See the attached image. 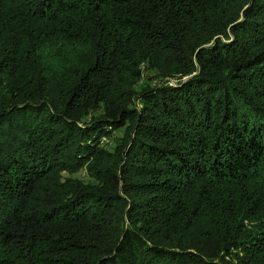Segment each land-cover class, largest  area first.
I'll list each match as a JSON object with an SVG mask.
<instances>
[{
    "label": "trees",
    "instance_id": "trees-1",
    "mask_svg": "<svg viewBox=\"0 0 264 264\" xmlns=\"http://www.w3.org/2000/svg\"><path fill=\"white\" fill-rule=\"evenodd\" d=\"M0 264H264V0H0Z\"/></svg>",
    "mask_w": 264,
    "mask_h": 264
},
{
    "label": "rangeland",
    "instance_id": "rangeland-1",
    "mask_svg": "<svg viewBox=\"0 0 264 264\" xmlns=\"http://www.w3.org/2000/svg\"><path fill=\"white\" fill-rule=\"evenodd\" d=\"M172 84H174V82H171ZM84 173H82V175H83ZM78 175V174H77ZM77 175H75V176H71V178H76V177H80V176H77ZM86 178V177H85Z\"/></svg>",
    "mask_w": 264,
    "mask_h": 264
}]
</instances>
